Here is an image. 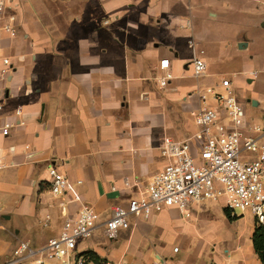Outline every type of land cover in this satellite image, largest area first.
<instances>
[{
  "label": "crops",
  "instance_id": "crops-1",
  "mask_svg": "<svg viewBox=\"0 0 264 264\" xmlns=\"http://www.w3.org/2000/svg\"><path fill=\"white\" fill-rule=\"evenodd\" d=\"M14 1L19 33L3 41L16 59L0 113V123L13 122L9 134L0 131V152L10 164L0 170V254L11 240V254L22 240L41 248L82 202L95 207L102 222L113 206L145 195L169 161L162 153L164 139L190 137L198 129L194 112L210 106L227 122L214 92L224 91L221 82L228 75L212 67L213 54L196 36L197 21L229 20L235 14L264 26V0H187L185 12L182 0ZM176 1L180 8L173 6ZM249 42L245 32L239 33L235 48H247ZM241 43L246 45L240 48ZM201 50L207 70L195 76L190 62ZM164 58L170 60L167 71L173 78L161 86ZM252 58L242 57V70L233 71L251 84L260 73L250 67ZM229 78L242 105L259 100V114L248 113L241 126L253 134V124L264 125V94L248 97L245 86ZM49 164L75 182L82 202L69 193H51ZM187 210L188 215L176 205L166 206L137 218L113 239L99 224L88 237L92 240L81 238L80 244L88 246L79 251L77 242L75 253L99 256L96 262L82 255L86 264L132 259L153 264L159 257L168 264H262L253 245L256 220L250 210L230 217L224 197L192 202ZM102 238L108 243L102 245Z\"/></svg>",
  "mask_w": 264,
  "mask_h": 264
},
{
  "label": "built area",
  "instance_id": "built-area-1",
  "mask_svg": "<svg viewBox=\"0 0 264 264\" xmlns=\"http://www.w3.org/2000/svg\"><path fill=\"white\" fill-rule=\"evenodd\" d=\"M16 9L17 3L14 0H0V113L4 108L5 82L14 66L3 41L19 33ZM189 46L195 48V41L190 40ZM202 53L203 50L199 54L195 53L190 62L195 76H201L207 70ZM169 63V58L160 61V67L166 70L159 77L161 86H166L173 78L172 73L167 71ZM221 84L224 91H215L214 97L223 106L227 122L220 121L221 113L210 106H202L194 112L198 129L190 137L164 139L162 153L169 161L150 181L147 193L130 198L126 205L113 206L110 215L102 222L95 207L82 202L75 182L49 164L51 193L54 196L69 193L82 205L75 216L65 218L60 233L49 237L41 248L33 247L28 240L19 241L8 263L19 264L27 257L32 258L29 264H46L44 258L56 260L59 264H86L84 256L75 253L77 242L81 238L91 237L99 224L104 235L113 239L121 229L129 228L137 218H147L166 206L176 205L186 210L188 215L187 207L190 203L220 197H224L225 207L231 215L250 210L256 222H264V125L253 124V134L245 133L241 127L245 116L244 106L235 95L231 79L223 78ZM201 97L205 101L206 95L202 94ZM15 112L19 114L21 106ZM12 126L10 120L1 121V133L9 134ZM193 142L197 143L196 153L192 151ZM9 165L0 152V170ZM48 220L49 216L42 223L48 225ZM174 250H178V247ZM102 264L150 263L144 259H132L105 261ZM153 264L168 263L159 257Z\"/></svg>",
  "mask_w": 264,
  "mask_h": 264
},
{
  "label": "rangeland",
  "instance_id": "rangeland-1",
  "mask_svg": "<svg viewBox=\"0 0 264 264\" xmlns=\"http://www.w3.org/2000/svg\"><path fill=\"white\" fill-rule=\"evenodd\" d=\"M186 2L187 0L181 1L180 3L181 8L179 7L178 1H176L177 5H173V6H177V8H180L182 12L183 11L185 12L187 8L184 6V3ZM197 14H199V12H197ZM240 17L241 16L234 14L233 18L229 20L214 19V18L199 19L196 24V36L199 38V41H201L200 42L201 45L206 49V51L213 54L214 58H213L212 67L214 69L218 68L221 71L226 72V74L229 77L234 78L235 83H237L238 85L245 86V91L246 89L248 90L247 96L251 97L255 93L264 94V26H262V23L261 24L258 23L257 20H255L254 24L243 22L242 21L243 17L241 18ZM243 23H247V24L244 25ZM242 26L247 28L244 30L239 29ZM242 32H245L250 42L247 48L238 49L235 48L234 43L236 37L239 35V33ZM7 53L11 54L9 50H7ZM250 54L253 56V58L251 59L252 62L249 63L250 67H255L257 69H260L259 75L257 76V78H255V81L252 84L249 83L247 79L246 80L243 79L242 72L239 73L240 74L239 77H236L235 74H233V71L242 70L240 69L243 67V61L241 59L242 57ZM10 56L12 58V61L16 59L14 55H10ZM228 76H225L223 78H229ZM194 79H192V81H195ZM4 100L8 102V98L7 99L5 98ZM213 101L217 103V101L215 100ZM242 103L246 109L244 118H246L248 113H251L252 115L255 116L259 114L260 112L259 108L255 106L258 105L259 100H256L254 103L253 102L249 103L243 100ZM251 155H253V153ZM2 222L3 219L0 218V223ZM99 236L101 237L102 235ZM82 240L83 239L78 241L79 251L84 250V248L88 246L86 243H90V242H86L85 244L81 245L80 241L82 242ZM86 240H92V239L88 238ZM11 241L10 244L7 246L8 247L7 250L2 254H0V264H9L8 262L12 255L10 251L14 245L13 241L12 242ZM100 243L104 245L108 243V241L107 239L102 238L100 239ZM31 259L32 258L24 257L22 262L19 264H29Z\"/></svg>",
  "mask_w": 264,
  "mask_h": 264
},
{
  "label": "trees",
  "instance_id": "trees-1",
  "mask_svg": "<svg viewBox=\"0 0 264 264\" xmlns=\"http://www.w3.org/2000/svg\"><path fill=\"white\" fill-rule=\"evenodd\" d=\"M225 211L228 216H232L228 208L225 207ZM236 216V215H235ZM253 245L256 254L258 255L259 259L261 260L262 264H264V222H256L254 231H253ZM88 255L86 257L95 260L98 262L99 256L94 252H82L80 255Z\"/></svg>",
  "mask_w": 264,
  "mask_h": 264
},
{
  "label": "water",
  "instance_id": "water-1",
  "mask_svg": "<svg viewBox=\"0 0 264 264\" xmlns=\"http://www.w3.org/2000/svg\"><path fill=\"white\" fill-rule=\"evenodd\" d=\"M244 45H246V43H241L239 46H240V48H242ZM250 101H252L253 103L256 101V100H252V99H250Z\"/></svg>",
  "mask_w": 264,
  "mask_h": 264
}]
</instances>
